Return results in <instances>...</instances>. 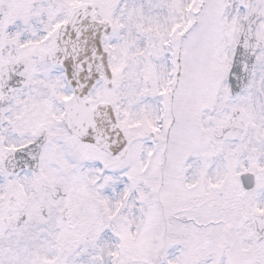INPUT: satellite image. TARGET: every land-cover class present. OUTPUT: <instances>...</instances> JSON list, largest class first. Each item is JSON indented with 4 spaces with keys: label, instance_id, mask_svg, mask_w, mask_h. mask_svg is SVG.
Wrapping results in <instances>:
<instances>
[{
    "label": "snow or ice",
    "instance_id": "1",
    "mask_svg": "<svg viewBox=\"0 0 264 264\" xmlns=\"http://www.w3.org/2000/svg\"><path fill=\"white\" fill-rule=\"evenodd\" d=\"M0 264H264V0H0Z\"/></svg>",
    "mask_w": 264,
    "mask_h": 264
}]
</instances>
